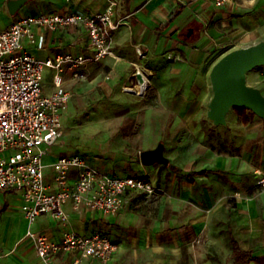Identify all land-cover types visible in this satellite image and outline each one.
Returning <instances> with one entry per match:
<instances>
[{
  "label": "rangeland",
  "instance_id": "rangeland-1",
  "mask_svg": "<svg viewBox=\"0 0 264 264\" xmlns=\"http://www.w3.org/2000/svg\"><path fill=\"white\" fill-rule=\"evenodd\" d=\"M185 1L170 0L169 5L173 10ZM26 3L15 13L4 4L0 9V25H10L17 18L42 10L79 8L70 5V0H26ZM235 4L242 5L241 0H235ZM230 13L221 18L227 23L222 26L227 29L226 36L218 43L208 44L204 59H191L189 48L173 30L159 40L152 31L146 32L138 44L144 53L139 62L150 69V84L144 95L125 92L121 87L122 78L129 73L128 85L136 81L133 75L136 66L131 62L117 76L105 62L89 61L90 74L76 84L62 115L63 134L48 146L44 162L51 164L57 155L74 153L107 173L138 174L150 179L156 192L152 196L143 195L138 207L139 213L146 216L140 222V226L146 227L144 230L154 228L157 220L161 223L169 215L159 210L156 216V207L171 209L168 207L174 205L182 212L183 205L192 206L188 198H180L184 190L190 191L189 199L195 205L205 186L212 189L217 186L225 193L239 190L242 194H254L262 190L264 182L256 178L259 173L255 169L264 168L263 119L255 115L251 123L244 125L232 109L227 115V125H214L206 115L207 102L212 96L209 73L213 64L231 49L264 38V0H256L250 7H237ZM239 21L241 26L237 24ZM65 30L63 46H74L70 39L75 38L79 30ZM247 82L264 93V66L249 71ZM43 84L47 91L54 88L49 67L44 69ZM159 143L165 146L168 164L142 163L141 151ZM215 159H222L219 165L226 172L208 175L207 179L197 176L195 182L170 167L175 164L185 169H200L213 165ZM17 194L11 195L9 201L18 205L19 210ZM95 232L111 235L102 223ZM203 239L204 236L196 240L203 242ZM221 246L224 247V243ZM213 252H216L215 246L208 248L207 255L213 256Z\"/></svg>",
  "mask_w": 264,
  "mask_h": 264
},
{
  "label": "crops",
  "instance_id": "crops-1",
  "mask_svg": "<svg viewBox=\"0 0 264 264\" xmlns=\"http://www.w3.org/2000/svg\"><path fill=\"white\" fill-rule=\"evenodd\" d=\"M116 1L113 18L120 20L121 23L118 28L113 30L114 55H109L101 61L110 66L112 74L117 76H120L121 70L130 66L128 62H131L133 66H136V69L147 74L148 78L150 69L139 62L144 53L139 54L137 50L141 49L138 44H141L146 32L152 31L159 40L166 37L168 31L173 30L174 34L178 33L183 44L189 48L188 55L191 59H204L208 44L211 45L214 41L218 43L226 36L227 29L222 26L227 23L222 19L231 14L230 10L237 7H250L256 3L255 0L252 5L238 6L235 4V0H230L224 6L219 7L214 3V0H187L172 10L169 5L170 0ZM7 2L8 0H0V9ZM108 3L109 0H70V5H78L79 8L50 9L37 13L52 11L96 13L105 10ZM214 17H216L215 24H213ZM237 24L241 26V21ZM10 25H0V30ZM68 28L79 30L75 38L70 39L74 45L69 46L71 48L67 45L63 46L65 40L62 38V33ZM36 32L45 34L46 44L44 47H38L37 43L32 42L28 37H25L24 43L30 52L40 58L63 52H91L88 33L82 25H72L54 30L38 28ZM129 43L134 46H130ZM84 71L87 78L90 74L87 65L84 67ZM130 75L131 73H129ZM129 76L122 78V88L128 84ZM65 77L64 85L72 91L77 83L85 79L72 80L69 73H66ZM135 80L134 84L137 82V77ZM219 162H223L222 159H215L213 165L200 169L191 170L180 167L187 171L208 170L207 173L193 176L171 169L195 182L197 176L207 179L208 175H217L219 172L224 174L226 169L220 166ZM255 170L259 173L256 178L264 177V168L257 167ZM46 173L47 180L53 183V169L48 167ZM261 187L263 189L254 194H242L239 190H229L225 193L217 186L214 189L205 186L197 198V200L200 198L197 206L194 201L189 199L190 191L184 190L180 198H188L190 204L193 205H183L182 212L174 205L168 207L171 209L156 207L154 211L156 216L159 210L162 212L164 210L169 215L161 223L157 220L154 228L150 230L148 228L144 230L146 227L140 226L141 218L146 216L138 211L143 195L135 191L127 193L124 206L118 212L109 215L91 210L74 211L71 203H66L64 208L70 213L68 227L75 229L80 234H90L95 232L102 223L107 232L111 231V235H107L118 243L117 251L108 262H102L96 257H89L84 259L81 264H214L215 261L218 264H223L230 258L232 252L229 241L230 234L238 240L243 249L253 251L256 258L250 264H264V183ZM52 188L54 189V186ZM17 192L20 191L0 189V264H39L40 257L35 242L27 235V231L33 229L57 241L62 238L66 227L49 213H43L33 224L29 223L22 211V206L25 203L23 194L21 192L18 195ZM15 194L20 198L19 210L18 205L10 204L9 201V197ZM172 197L174 198V196ZM203 236L206 239H203V242L201 240L197 242L196 239L203 238ZM223 243L224 247L221 246ZM211 246L216 247V252H213V256H208V248ZM73 256V253L61 252L58 259L62 264H69Z\"/></svg>",
  "mask_w": 264,
  "mask_h": 264
},
{
  "label": "built area",
  "instance_id": "built-area-1",
  "mask_svg": "<svg viewBox=\"0 0 264 264\" xmlns=\"http://www.w3.org/2000/svg\"><path fill=\"white\" fill-rule=\"evenodd\" d=\"M230 0H214L221 7ZM255 0H241L252 5ZM116 0H109L105 10L96 13L52 11L24 15L0 30V189L22 192V211L33 224L39 215L49 213L66 227L60 240L29 229L27 235L36 245L39 264H62L61 252L73 253L69 264H81L96 257L108 262L118 243L102 232L80 234L68 227L71 203L74 211H99L104 215L118 212L126 194L135 191L144 196L156 192L150 179L141 175H114L91 165L79 154H61L51 164L44 162L48 146L63 134L62 115L73 91L65 87V74L72 80L86 78L84 67L89 61H101L114 55L113 30L121 21L114 20ZM82 25L89 37L90 54L63 52L40 58L30 52L25 37L42 48L46 36L37 29H58ZM36 29V30H35ZM142 54L141 49H137ZM53 71L54 88L45 90L44 69ZM133 73L134 85H124L129 93L140 79L148 77L142 70ZM140 74V78L138 77ZM149 79V78H148ZM43 145L46 147H43ZM53 169V183L47 180V168ZM264 182V177L259 179ZM54 186V189L52 188Z\"/></svg>",
  "mask_w": 264,
  "mask_h": 264
},
{
  "label": "water",
  "instance_id": "water-1",
  "mask_svg": "<svg viewBox=\"0 0 264 264\" xmlns=\"http://www.w3.org/2000/svg\"><path fill=\"white\" fill-rule=\"evenodd\" d=\"M25 3L26 0H8L7 5L15 13ZM258 66H264V38L231 49L213 64L209 73L212 96L207 102L206 115L214 125H227V115L234 108L250 109L264 121V93L247 82L249 71ZM164 150L163 143L144 149L140 153L142 163L168 164ZM223 264H235V259L229 258Z\"/></svg>",
  "mask_w": 264,
  "mask_h": 264
},
{
  "label": "trees",
  "instance_id": "trees-1",
  "mask_svg": "<svg viewBox=\"0 0 264 264\" xmlns=\"http://www.w3.org/2000/svg\"><path fill=\"white\" fill-rule=\"evenodd\" d=\"M234 111L237 113L238 120L243 123L244 125H248L251 123L253 117L256 115L253 111L247 108H234ZM170 167L174 169L176 172L179 173H185L188 176H193L197 174H204L207 173L208 170H193V171H187L175 164H171ZM117 175V174H114ZM138 176V174H133ZM193 180V177H191ZM104 233V232H102ZM107 235V233H104ZM229 241L231 244L232 252L230 255V258L235 259V264L237 263H244V264H250V262L256 258L254 255L253 251L251 250H245L241 247L240 243L238 240L232 235H229Z\"/></svg>",
  "mask_w": 264,
  "mask_h": 264
},
{
  "label": "bare ground",
  "instance_id": "bare-ground-1",
  "mask_svg": "<svg viewBox=\"0 0 264 264\" xmlns=\"http://www.w3.org/2000/svg\"><path fill=\"white\" fill-rule=\"evenodd\" d=\"M137 75H138V77L140 76V74H138V73H137ZM148 86H149V79L146 76V79L145 78L140 79V81L137 83L136 87L134 89H132L131 91L136 92V94L144 95L148 89Z\"/></svg>",
  "mask_w": 264,
  "mask_h": 264
}]
</instances>
